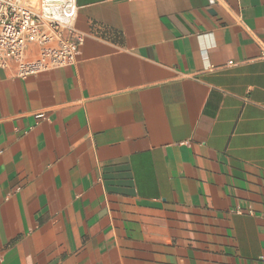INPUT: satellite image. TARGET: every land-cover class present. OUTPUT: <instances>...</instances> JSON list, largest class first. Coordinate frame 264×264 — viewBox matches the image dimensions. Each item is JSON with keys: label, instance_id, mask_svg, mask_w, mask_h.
Returning a JSON list of instances; mask_svg holds the SVG:
<instances>
[{"label": "crops", "instance_id": "obj_1", "mask_svg": "<svg viewBox=\"0 0 264 264\" xmlns=\"http://www.w3.org/2000/svg\"><path fill=\"white\" fill-rule=\"evenodd\" d=\"M75 3L0 69V264H264V0Z\"/></svg>", "mask_w": 264, "mask_h": 264}, {"label": "built area", "instance_id": "obj_2", "mask_svg": "<svg viewBox=\"0 0 264 264\" xmlns=\"http://www.w3.org/2000/svg\"><path fill=\"white\" fill-rule=\"evenodd\" d=\"M29 1L0 0V69L12 61L20 78L73 64L84 44L75 0H41V13ZM30 46L39 48L34 59L25 56Z\"/></svg>", "mask_w": 264, "mask_h": 264}, {"label": "rangeland", "instance_id": "obj_3", "mask_svg": "<svg viewBox=\"0 0 264 264\" xmlns=\"http://www.w3.org/2000/svg\"><path fill=\"white\" fill-rule=\"evenodd\" d=\"M30 5L34 7V9L37 11V13H41L42 7H41V0H30Z\"/></svg>", "mask_w": 264, "mask_h": 264}]
</instances>
